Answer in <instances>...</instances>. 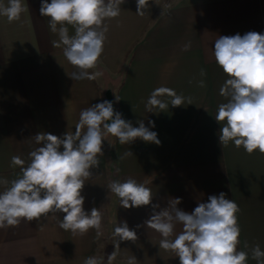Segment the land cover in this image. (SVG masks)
<instances>
[{"label": "crops", "instance_id": "crops-1", "mask_svg": "<svg viewBox=\"0 0 264 264\" xmlns=\"http://www.w3.org/2000/svg\"><path fill=\"white\" fill-rule=\"evenodd\" d=\"M24 4L28 11L21 21L9 23L0 16V178L17 177L19 167L11 158L27 163L28 154L40 146L37 133L62 137L73 132L83 109L110 97L116 112L134 127L141 120L146 127L154 121L151 130L160 144L137 138L121 145L111 135L103 141L100 165L90 170L92 177L82 190L85 211L100 208L102 235L95 229L84 235L62 230L57 223L62 212L39 222L22 221L0 229V264H83L90 256L107 264L113 251V264H127L132 256L136 264H180L174 253L159 248L161 235L145 224L152 205L123 208L107 188L111 181L129 177L150 188L152 204L160 208L181 198L177 207L191 212L210 195L226 193L239 207L238 250L247 251L245 241L264 250V154L220 143L221 124L215 115L226 102L219 90L228 77L213 50L219 36L264 34V0H149L143 16L136 14V0H125L120 15L105 21L104 50L98 67L89 70L103 72L95 80L69 76L79 70L65 58L63 46H53L58 36L50 31L49 18L40 16L41 0ZM69 33L74 34L71 26ZM201 69L206 76L200 77ZM200 79L204 88L197 86ZM161 86L191 97L192 104L185 100L179 107L148 112L147 100ZM124 222L137 239L119 241L115 249L112 234ZM181 230L177 224L170 239ZM248 264L256 261L249 256Z\"/></svg>", "mask_w": 264, "mask_h": 264}, {"label": "clouds", "instance_id": "clouds-1", "mask_svg": "<svg viewBox=\"0 0 264 264\" xmlns=\"http://www.w3.org/2000/svg\"><path fill=\"white\" fill-rule=\"evenodd\" d=\"M124 3L125 0H51L50 3L41 0L40 16L49 18L50 31L58 36V40L52 41L53 46H63L67 61L79 70L69 75L73 80H95L103 75L102 71L89 70L98 67L104 50L109 30L105 21L118 17ZM136 4V14L145 15L149 0H136ZM27 11L24 0L6 3L0 0V16L6 17L9 23L21 21ZM69 26L74 30L72 35ZM213 50L217 65L228 77L219 90L226 102L218 105L215 115L221 124L220 143L242 146L248 154L256 151L264 154V34L249 31L244 35L219 36ZM199 75L206 76L205 70L201 69ZM196 83L200 88L206 86L204 79ZM116 100L120 99L116 96ZM185 100L192 104L191 97L161 86L150 94L146 109L153 112V108L179 107ZM138 123L134 127L120 112L114 111L112 101L104 100L80 112L73 132L62 137L37 133L34 139L40 146L28 154L27 163L19 156L11 158V164L19 167L17 177L10 181L0 178L3 187L0 229L17 227L22 221L39 222L50 214L62 212L65 214L62 219L57 216L62 230L84 235L95 229L97 236L102 235L100 208L85 211L82 190L92 177L90 170L100 165L103 141L109 135L116 137L121 145L137 138L160 144L158 134L151 130L155 127L154 121L149 120V127L142 120ZM130 154L133 153L126 152L125 156ZM107 188L119 198L123 208L152 205L153 214L145 224L161 235L159 248L174 253L180 264H248L249 256L256 264H264V250L258 243L250 247L245 241L247 251L238 250L241 229L236 213L239 207L224 192L210 195L207 202H199L194 210L186 212L177 207L181 198L170 199L164 208L152 204L151 189L131 177L113 180ZM157 208L160 210L156 211ZM177 224L182 225V230L170 239ZM112 235L115 249L120 248L119 241L137 239L136 232L126 222L117 225ZM116 256V251L108 255L107 264H113ZM136 261L132 256L127 264H136ZM83 264H104V261L90 256Z\"/></svg>", "mask_w": 264, "mask_h": 264}, {"label": "water", "instance_id": "water-1", "mask_svg": "<svg viewBox=\"0 0 264 264\" xmlns=\"http://www.w3.org/2000/svg\"><path fill=\"white\" fill-rule=\"evenodd\" d=\"M109 101L113 102L114 111H116L115 103H114V101H113V99L111 97L109 98Z\"/></svg>", "mask_w": 264, "mask_h": 264}]
</instances>
